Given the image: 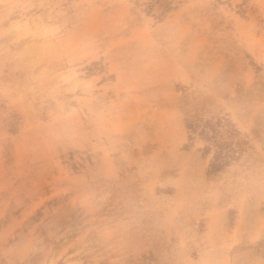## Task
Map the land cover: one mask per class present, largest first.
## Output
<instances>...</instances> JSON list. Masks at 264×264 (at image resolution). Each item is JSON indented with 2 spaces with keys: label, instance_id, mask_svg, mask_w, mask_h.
I'll use <instances>...</instances> for the list:
<instances>
[{
  "label": "rangeland",
  "instance_id": "rangeland-1",
  "mask_svg": "<svg viewBox=\"0 0 264 264\" xmlns=\"http://www.w3.org/2000/svg\"><path fill=\"white\" fill-rule=\"evenodd\" d=\"M0 264H264V0H0Z\"/></svg>",
  "mask_w": 264,
  "mask_h": 264
}]
</instances>
